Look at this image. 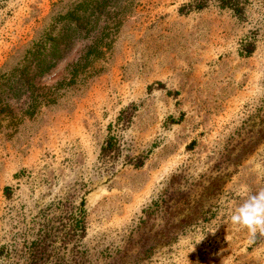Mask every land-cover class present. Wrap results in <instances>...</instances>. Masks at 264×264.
Masks as SVG:
<instances>
[{"label": "rangeland", "instance_id": "374dc122", "mask_svg": "<svg viewBox=\"0 0 264 264\" xmlns=\"http://www.w3.org/2000/svg\"><path fill=\"white\" fill-rule=\"evenodd\" d=\"M188 1L112 0L45 84L6 101L0 249L10 252L0 264H30L26 246L41 240L50 255L37 264H264V235L230 219L264 189V0H245V19L215 5L181 13ZM68 2L0 0V71ZM129 107L125 154L145 163L122 161L110 176L101 148ZM69 197L88 211L77 251L23 235ZM72 252L77 262L65 260Z\"/></svg>", "mask_w": 264, "mask_h": 264}, {"label": "trees", "instance_id": "16d2710c", "mask_svg": "<svg viewBox=\"0 0 264 264\" xmlns=\"http://www.w3.org/2000/svg\"><path fill=\"white\" fill-rule=\"evenodd\" d=\"M111 1L69 0L65 6L57 8L51 16L49 26L40 31L39 38L23 51L19 62L5 71H0V112L2 107L7 106V100L19 103L23 96H32L38 86L45 84L53 69L55 70L56 66L69 56L76 45L90 38L101 18V13L114 6ZM213 5L232 10L241 19L246 18L245 0H189L182 5L180 11L189 14ZM254 46L253 43L245 44L243 48L245 56H250L254 52ZM134 114L133 107L123 109L108 126V135L102 145L99 160L101 170L110 176L115 173L122 161L135 167H141L145 163L143 156L130 157L125 154L123 132L131 124ZM50 210L53 215L49 223H42L37 231L30 228L23 235H39L44 239L49 238L51 242L61 238L63 248L71 246L70 250L77 251L81 239L87 235L88 230L86 199L82 198L80 202L75 197L58 200L52 203ZM44 245L45 242L41 240L33 241L26 246L30 264H37L39 260L47 261L45 258L50 255L47 254L49 245L45 247ZM53 245L51 243V246ZM54 248L61 251L60 246ZM36 249H39L38 255ZM9 252L8 247L3 246L0 249V256ZM61 255V252L60 255L57 254L55 260H60ZM72 255V259L65 260L77 262L76 253L72 252Z\"/></svg>", "mask_w": 264, "mask_h": 264}, {"label": "clouds", "instance_id": "9594fccd", "mask_svg": "<svg viewBox=\"0 0 264 264\" xmlns=\"http://www.w3.org/2000/svg\"><path fill=\"white\" fill-rule=\"evenodd\" d=\"M256 168L260 169L261 165L257 164ZM230 219L233 224L246 228L252 236L258 232L264 235V189L248 195L243 203L233 210Z\"/></svg>", "mask_w": 264, "mask_h": 264}]
</instances>
